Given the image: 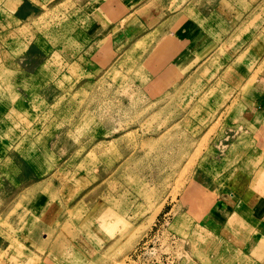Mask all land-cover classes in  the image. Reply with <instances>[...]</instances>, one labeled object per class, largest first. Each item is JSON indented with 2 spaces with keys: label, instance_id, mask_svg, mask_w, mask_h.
I'll list each match as a JSON object with an SVG mask.
<instances>
[{
  "label": "rangeland",
  "instance_id": "1",
  "mask_svg": "<svg viewBox=\"0 0 264 264\" xmlns=\"http://www.w3.org/2000/svg\"><path fill=\"white\" fill-rule=\"evenodd\" d=\"M89 1L0 0V264H264V125L243 126L238 81L215 63L176 84L179 110L150 102L138 62L87 58ZM220 1L247 19L218 48L234 59L264 34V0Z\"/></svg>",
  "mask_w": 264,
  "mask_h": 264
},
{
  "label": "crops",
  "instance_id": "2",
  "mask_svg": "<svg viewBox=\"0 0 264 264\" xmlns=\"http://www.w3.org/2000/svg\"><path fill=\"white\" fill-rule=\"evenodd\" d=\"M89 2L90 7H85L77 19L84 50L89 48L90 51L87 58L92 64L106 69L112 68L119 59L120 62H138L140 73L147 78L141 84L143 96L146 99L148 96V100L154 104L160 98V102L179 110V101L183 99L178 101L174 97L177 93L188 91L189 87L176 84L183 80L190 81L196 77V73L211 69L215 63H223V76L227 73L233 77L235 84L238 81L235 85L238 88L243 79L252 78L259 62L264 63L263 33L247 42L244 49L237 51L234 59L229 54H220L218 48L232 45V40L243 31V23L247 21H243L241 13L235 15L219 5L211 7L213 3L221 4L220 0H182L181 3H174V0ZM230 21L240 23L239 27L229 26ZM233 45L240 47L242 43L235 40ZM259 52L263 53L260 57ZM241 86L240 99L245 120L248 121L243 126L249 125L250 130L252 128L257 133L258 127L264 125V83L251 86L246 91L243 84ZM165 95L168 99L162 97ZM174 104L176 106H172ZM168 105H164V109H168ZM219 108L215 109L216 112ZM39 200L44 199L40 197ZM40 204L46 208V203ZM39 212L32 210L29 213L34 224L29 226V234L24 236L33 246L41 243L39 245L45 247L52 237L46 232L50 227V220H46L50 210ZM36 214L41 216L36 217ZM76 230L81 235L80 225Z\"/></svg>",
  "mask_w": 264,
  "mask_h": 264
},
{
  "label": "bare ground",
  "instance_id": "3",
  "mask_svg": "<svg viewBox=\"0 0 264 264\" xmlns=\"http://www.w3.org/2000/svg\"><path fill=\"white\" fill-rule=\"evenodd\" d=\"M255 35V34H254ZM253 35V36H254ZM225 41V40H224ZM222 52V51H221ZM168 60V59H167ZM207 60V59H206ZM182 68V67H181ZM183 69V68H182ZM187 69V68H186ZM177 71V70H176ZM186 72V71H185ZM172 73V72H171ZM181 73V72H180ZM255 73V72H254ZM173 74V73H172ZM171 75V74H170ZM180 75V74H179ZM205 75V74H204ZM178 76V75H177ZM188 76V75H187ZM191 76V75H190ZM203 76V75H202ZM202 76H200V77H202ZM255 76V75H254ZM173 77V76H172ZM171 79H173V78H171ZM251 79V78H250ZM253 79V78H252ZM198 81V80H197ZM208 81V80H207ZM251 81V80H250ZM242 86H240V88H241ZM254 87V86H253ZM178 91V90H177ZM177 91H175V92H177ZM209 93V92H208ZM252 93V92H251ZM172 94H175V93H172ZM173 134V133H172ZM161 136V135H160ZM164 137H166V136H164ZM158 138V137H157ZM170 138V137H169ZM176 141V140H175ZM256 151V150H255ZM175 166V165H174ZM192 191V190H191ZM192 197V196H191Z\"/></svg>",
  "mask_w": 264,
  "mask_h": 264
}]
</instances>
